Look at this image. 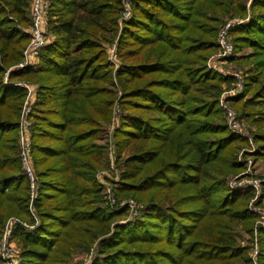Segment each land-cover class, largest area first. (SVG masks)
I'll list each match as a JSON object with an SVG mask.
<instances>
[{
  "label": "trees",
  "instance_id": "trees-1",
  "mask_svg": "<svg viewBox=\"0 0 264 264\" xmlns=\"http://www.w3.org/2000/svg\"><path fill=\"white\" fill-rule=\"evenodd\" d=\"M249 1L132 0L134 15L120 42L117 194L136 197L146 209L111 229L128 211L100 205L96 175L105 147L97 140L115 100L103 44L118 31L122 0H49L54 41L37 66L10 71L8 80L7 69L22 61L30 39L22 27L30 22L31 0H0V238L12 216L34 225L18 148L26 91L17 83L39 84L32 148L40 223L14 233L21 264H70L95 243L94 264L249 263L236 226L247 222L244 233L253 231L254 216L244 207L250 192L231 189L223 174L243 169L236 154L244 140L230 131L218 100L222 84L236 79L206 67L225 18H246ZM249 14L233 34L242 56L231 60L252 67L245 91L231 101L264 129V0H251ZM254 139L264 159V132ZM259 233L264 264V228Z\"/></svg>",
  "mask_w": 264,
  "mask_h": 264
},
{
  "label": "rangeland",
  "instance_id": "rangeland-1",
  "mask_svg": "<svg viewBox=\"0 0 264 264\" xmlns=\"http://www.w3.org/2000/svg\"><path fill=\"white\" fill-rule=\"evenodd\" d=\"M250 5H251V0L247 4L248 14L246 18H244L243 16H235V15L228 16L225 18L223 24L220 26L219 33L217 35V39H216L217 47L209 55V58L206 62V67L210 71L219 73L224 77H233L236 79L235 83L233 84L232 83H230L229 85L226 83L222 84L221 93L219 95L218 100H219L220 109L222 111V116L226 124L228 125L230 131L233 134L241 137L242 140H244V143L243 142L237 143L238 151L236 154L237 160L242 165L243 169H241L238 173L228 172L226 174L225 172H223V174L226 175V180L229 183L231 189L238 192L247 189L250 192L249 198L245 200L244 207L248 208L250 213L254 216V221L251 222L250 224V227L253 229V231L251 234L244 233L245 227L247 226V222L239 223L236 226L237 227L236 229L241 231V234L238 236L239 244L242 247L248 248V252H247V258L249 260L248 264H259L260 254H261V241H260L259 232L264 228L262 226L263 225L262 223L264 222V195H263L264 190L261 185V183L264 181V159L258 158L256 156L260 148L255 142L254 137L258 133L264 132V129H260L258 125L253 121V119L242 116V114H240L236 110L235 104L231 101V99L233 98L226 99L229 93H231V90H234L237 84H241L243 88L238 95H241L245 91L244 78L247 77L248 75L247 71L252 67V62L250 65L247 64L245 61L241 62L239 58L238 60H231V57L242 56L240 52L236 51L235 43L233 41L234 39L233 34L234 31L239 27V25L246 24L251 19V15L249 14ZM133 15H134V11H133L132 0H122L121 10L119 12V18H118V31L115 37L113 38V40L103 44V47L105 49L106 61L110 66V68L112 69V79H113L112 88L114 89L115 92V97H114L115 100L111 110V118L108 122L101 124L102 131L99 134V138L97 140V142L100 145H103L105 147V161H104L105 165L97 172L96 180L102 189L101 191L102 203L100 204L102 207L114 213H119L120 211H128L122 218L117 220V222H115L112 225L111 229L115 228L117 224L124 225L132 220L140 218L142 215H144V211L146 209V204H144L142 201H139L136 197L132 195L125 196L124 194H117V189L120 187V184L122 182V172H123V168L118 163L119 147H118V140L116 137L117 132L122 125V117H123V106L121 104L122 101L121 99L123 97L124 90L120 82V79L118 77V71L121 69V67L124 66V61L122 59L120 52V42L125 26L132 19ZM29 18H30L29 24L27 26L22 27V30L25 31L27 34L29 33L32 25L31 14L29 15ZM48 20H49L48 33H49L50 41L52 43L55 39V36L52 34L50 30V14ZM235 22H243V23L235 25L229 31L228 37L230 42L234 46V51H235L234 55L229 58L219 57V53L221 52L219 48L220 35L223 32V30L226 29L227 25ZM249 52H251V50ZM23 58H24V54H23ZM36 63L37 64L35 66L39 64V61ZM17 65L7 69V72L4 75L5 80H8L10 71L18 70V69H14V67H16ZM28 67H25L23 69H26ZM18 84L31 85V87H33L34 90L36 91L35 104L33 106V111L31 113V118H30L31 121L33 122L30 131V141H32L31 143L33 146V128L35 125L34 114H35V108L39 94V84L31 80H21L18 81ZM24 90L26 91L25 88ZM26 96H27V91H26ZM25 101H26V97L22 104L20 117H19V127H18L19 158L21 163V169L23 172L24 169L21 160V132H22L21 114L23 112ZM234 122L237 123L236 124L238 126L237 129L232 128V125H235ZM31 155L33 156V164H34L35 172L38 175L39 172L36 168L33 148L31 150ZM11 218H17L20 219L21 221H25L30 224L28 220L21 219L17 216H12L9 219ZM6 223L2 228L1 237L2 234L4 233ZM112 233H114V231ZM14 241H15L14 248H16L17 254L21 256L20 246L17 244L15 239ZM0 242H1V238H0ZM97 252H98V245L97 243H95L87 251H82V252L78 251V253L76 252L73 255V259L70 262V264H85V263H89L90 261H91L90 264H94V261L97 257ZM242 262L243 263H239V264H246L245 260H243ZM0 264H2L1 260H0ZM20 264H21V259H20Z\"/></svg>",
  "mask_w": 264,
  "mask_h": 264
},
{
  "label": "built area",
  "instance_id": "built-area-1",
  "mask_svg": "<svg viewBox=\"0 0 264 264\" xmlns=\"http://www.w3.org/2000/svg\"><path fill=\"white\" fill-rule=\"evenodd\" d=\"M48 1L49 0H31L30 14L32 17V25L28 33L30 35L29 45L24 51L23 61L14 67V69H23L28 66H35L37 64L36 62L39 61L41 50L51 43L48 33V17L50 7ZM240 23L243 22H235L227 25L226 29H224L221 33L219 41V48L221 52L219 53V57L229 58L234 55V46L230 42L228 35L230 29ZM17 86H21L27 91L26 101L21 114V160L29 183V212L32 219L34 220V225H31L25 221H21L17 218H11L7 221L0 242V260L2 264H20V255L17 254V250L14 248V233L16 229L18 227L33 229L40 223L35 209V201L38 198L40 182L33 164V156L31 155L32 141H30V131L33 125V122L30 118L33 111V106L35 104L36 91L33 87H31V85L28 84L17 83ZM242 89V85L237 84L234 90H231V93H229L226 99L236 97L242 91ZM236 124L237 123L232 125L233 129L238 128ZM262 224V226H264V222ZM90 263L91 261L85 264Z\"/></svg>",
  "mask_w": 264,
  "mask_h": 264
}]
</instances>
